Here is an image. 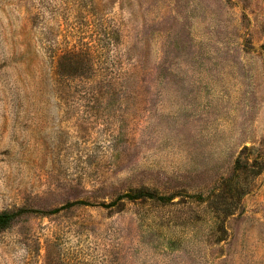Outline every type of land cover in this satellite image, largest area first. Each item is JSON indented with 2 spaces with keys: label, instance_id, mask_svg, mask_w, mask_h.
<instances>
[{
  "label": "rangeland",
  "instance_id": "obj_1",
  "mask_svg": "<svg viewBox=\"0 0 264 264\" xmlns=\"http://www.w3.org/2000/svg\"><path fill=\"white\" fill-rule=\"evenodd\" d=\"M21 210L0 264H264V0H0Z\"/></svg>",
  "mask_w": 264,
  "mask_h": 264
},
{
  "label": "trees",
  "instance_id": "obj_2",
  "mask_svg": "<svg viewBox=\"0 0 264 264\" xmlns=\"http://www.w3.org/2000/svg\"><path fill=\"white\" fill-rule=\"evenodd\" d=\"M57 60H66L69 62V65L71 66H76L77 64H82L83 62L86 64L90 61L91 55H89L88 52H84V53H78V52H73L70 51L69 53H65L63 55H56L55 57ZM154 195L152 193H150L149 191H147L146 189H137L134 190L132 192L126 193L124 195H121L119 197V199H128L131 201L137 200V199H147V198H151ZM82 204H86L84 201H77V202H72V203H67L66 205L59 207L57 209H54L50 212H45V213H51V214H55L58 213L61 210L67 209V208H71L73 206L76 205H82ZM112 204H115L112 203ZM24 212H40V211H35V210H31V211H25V210H21L17 213H0V231L3 229L8 228L12 221L14 220V218L19 215L20 213H24ZM44 213V212H42Z\"/></svg>",
  "mask_w": 264,
  "mask_h": 264
}]
</instances>
